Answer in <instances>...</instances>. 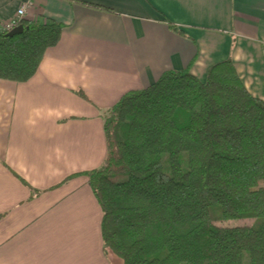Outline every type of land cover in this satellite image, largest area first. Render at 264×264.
<instances>
[{"label":"crops","instance_id":"0c3cea01","mask_svg":"<svg viewBox=\"0 0 264 264\" xmlns=\"http://www.w3.org/2000/svg\"><path fill=\"white\" fill-rule=\"evenodd\" d=\"M13 18L63 29L28 81L0 79V264H109L87 177H68L101 165L127 91L231 59L264 102V0H0V27Z\"/></svg>","mask_w":264,"mask_h":264},{"label":"trees","instance_id":"16d2710c","mask_svg":"<svg viewBox=\"0 0 264 264\" xmlns=\"http://www.w3.org/2000/svg\"><path fill=\"white\" fill-rule=\"evenodd\" d=\"M18 25L13 36L0 27V79L21 83L63 25L22 18ZM190 65L106 109L103 162L68 177H87L109 264H243L244 254L248 264H264V102L231 59L209 67L204 81ZM120 173L127 178L115 181Z\"/></svg>","mask_w":264,"mask_h":264},{"label":"rangeland","instance_id":"374dc122","mask_svg":"<svg viewBox=\"0 0 264 264\" xmlns=\"http://www.w3.org/2000/svg\"><path fill=\"white\" fill-rule=\"evenodd\" d=\"M181 157L185 161L184 156H181ZM183 159H182V161H183ZM162 163H163L164 167H167V165H168L167 155H163L162 156ZM126 178H127V174H125V173H120V174H116L115 176H113V179L115 181H122V180H125ZM242 223H246V222L238 221L236 224H242ZM179 264H187V263L186 262H181ZM243 264H248V256H247V254H244V256H243Z\"/></svg>","mask_w":264,"mask_h":264},{"label":"built area","instance_id":"2783aa9c","mask_svg":"<svg viewBox=\"0 0 264 264\" xmlns=\"http://www.w3.org/2000/svg\"><path fill=\"white\" fill-rule=\"evenodd\" d=\"M31 3H32L31 1H27V2L23 3L17 10V17H21L24 14V12H25L26 7L30 6ZM18 20H19V18L18 19L17 18H13L9 22H7L4 25V27L7 28V29L14 28Z\"/></svg>","mask_w":264,"mask_h":264},{"label":"water","instance_id":"95a60500","mask_svg":"<svg viewBox=\"0 0 264 264\" xmlns=\"http://www.w3.org/2000/svg\"><path fill=\"white\" fill-rule=\"evenodd\" d=\"M22 30H23V26H22V25L15 26L14 28H12V29L8 32V35H9V36H13V35H15V34L21 33Z\"/></svg>","mask_w":264,"mask_h":264}]
</instances>
